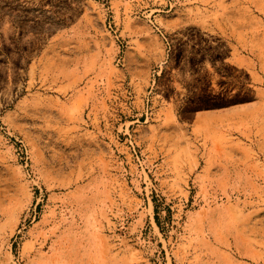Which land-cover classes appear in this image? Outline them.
Segmentation results:
<instances>
[{
  "label": "rangeland",
  "instance_id": "374dc122",
  "mask_svg": "<svg viewBox=\"0 0 264 264\" xmlns=\"http://www.w3.org/2000/svg\"><path fill=\"white\" fill-rule=\"evenodd\" d=\"M0 264H264V0H0Z\"/></svg>",
  "mask_w": 264,
  "mask_h": 264
}]
</instances>
